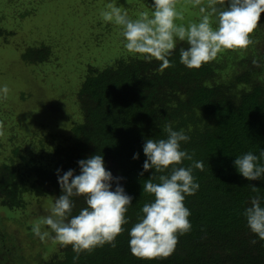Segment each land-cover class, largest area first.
<instances>
[{
    "label": "trees",
    "instance_id": "16d2710c",
    "mask_svg": "<svg viewBox=\"0 0 264 264\" xmlns=\"http://www.w3.org/2000/svg\"><path fill=\"white\" fill-rule=\"evenodd\" d=\"M96 2L87 0L90 5ZM14 35L0 29L1 43ZM250 38L253 42L247 48L225 50L222 57L198 69L180 63L184 42L177 44L166 68L160 61L135 55L120 57L103 69L89 65L77 95L81 120L73 124L65 145L48 150L42 142L36 152L13 145L11 155L0 164V206L9 211L28 209L30 200L47 198L52 204L61 194L57 169L79 174L77 161L94 154L103 155L106 170L120 177L121 186L133 197L126 213L129 223L116 237L115 247L105 244L77 257L69 245L39 264H264V240L250 232L243 216L251 197H264V181L249 182L233 166L236 156L248 151L258 155L264 149V13ZM39 43L24 49V63L46 62L49 44ZM168 123L190 137L181 147L192 160L180 166L203 162V170L192 171L200 187L185 197L191 229L178 234L174 252L142 259L130 252L128 244V230L143 205L153 200L142 189L152 174L149 170L140 175L146 159L142 146L147 138H165ZM134 153L139 159L132 158ZM74 200L73 215L86 206L82 197ZM10 247L0 240V264L16 262L8 259H17L20 249Z\"/></svg>",
    "mask_w": 264,
    "mask_h": 264
},
{
    "label": "clouds",
    "instance_id": "9594fccd",
    "mask_svg": "<svg viewBox=\"0 0 264 264\" xmlns=\"http://www.w3.org/2000/svg\"><path fill=\"white\" fill-rule=\"evenodd\" d=\"M190 3L198 8L199 16L186 25L177 23L184 20L177 9L178 0H151L150 12H140L135 19L115 2H109L99 15L103 22L119 26L129 54L148 62L155 59L166 68L177 43L184 42L187 46L179 49L180 63L198 69L225 50L245 49L252 44L250 34L264 13V0H190ZM8 94V86L0 84V100L7 99ZM164 132L165 138H147L142 146L146 159L140 175L152 170L142 189L153 200L143 205L137 222L128 230L130 252L142 259L171 255L178 234L190 231L191 212L184 200L200 187L192 175L193 167L203 170L201 161H193L189 167L180 166L184 160H192V155L181 147L190 140L183 129L175 130L168 123ZM132 158L139 159V153ZM77 164L79 174H74L73 169L61 174L57 169L61 194L54 198L49 214L33 224L32 232L41 241L51 238L61 247L70 245L78 257L81 252L105 244L115 247L116 237L129 223L126 213L133 197L121 186V178L106 170L102 154L91 155ZM233 166L249 182L264 181V149L258 155L248 151L236 156ZM154 173L164 174L157 177ZM250 187L257 192L255 185ZM80 197L86 206L73 215L74 198ZM243 216L250 232L264 240V197H251Z\"/></svg>",
    "mask_w": 264,
    "mask_h": 264
},
{
    "label": "rangeland",
    "instance_id": "374dc122",
    "mask_svg": "<svg viewBox=\"0 0 264 264\" xmlns=\"http://www.w3.org/2000/svg\"><path fill=\"white\" fill-rule=\"evenodd\" d=\"M109 2L132 19L150 12L151 0H97L92 5L87 0H0V29L15 33L5 45L0 39V84L9 88L7 99L0 100V164L13 145L28 152L43 143L48 150L65 145L73 124L81 120L77 95L84 71L89 65L103 69L120 57L134 56L124 48L119 26L99 15ZM177 9L184 16L177 23L198 20V8L190 0H178ZM40 41L49 44L46 62L24 63L21 53ZM49 203L47 198L30 200L28 209L17 211L0 206V240L20 249L17 259H8L16 261L12 264H39L63 248L51 238L39 240L30 230L49 214Z\"/></svg>",
    "mask_w": 264,
    "mask_h": 264
}]
</instances>
